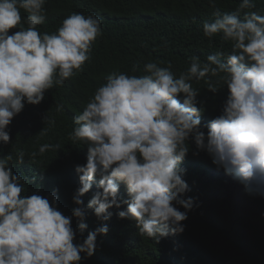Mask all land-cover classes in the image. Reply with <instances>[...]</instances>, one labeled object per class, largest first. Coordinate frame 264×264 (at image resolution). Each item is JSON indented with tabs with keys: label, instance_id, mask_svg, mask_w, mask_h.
<instances>
[{
	"label": "clouds",
	"instance_id": "9594fccd",
	"mask_svg": "<svg viewBox=\"0 0 264 264\" xmlns=\"http://www.w3.org/2000/svg\"><path fill=\"white\" fill-rule=\"evenodd\" d=\"M45 2L0 0V143L5 146L12 142L8 126L25 103L40 104L47 90L83 71L102 32L100 17L73 12L55 32L41 33L37 26L46 20ZM209 3L215 18L203 22V34L209 39L220 34L223 42H231V51H217L206 61L192 56L178 77L170 63L162 67L154 61L144 65V75L112 72L73 116L76 127L69 138L88 146L86 163L75 166L81 186L73 196L77 207L72 216L79 220L80 233L87 228L81 197L96 176L102 191L87 207L98 219L107 221L108 210L123 203L127 207L118 217L134 220L141 237L158 242L183 233L182 221L194 207L193 198H183L189 186L181 167L190 139L197 149L193 155L205 151L248 193L264 196V15L244 12L241 18L243 10L255 7L254 0H241L231 13H221L215 0ZM21 10L27 13L26 28ZM11 29L18 30L10 34ZM137 68L133 65L132 71ZM210 77H219L228 94L205 133L204 108L197 101L200 88L193 82L204 80L215 93L218 87ZM54 148L59 146L42 144L30 160ZM24 159V151H18L15 164ZM11 161L10 153L0 156V264H81L93 256L97 236L107 234V224L74 243L72 217L58 210V197L53 195L50 203L37 193L22 194V174L13 172ZM121 183L128 194L123 201L118 199Z\"/></svg>",
	"mask_w": 264,
	"mask_h": 264
},
{
	"label": "trees",
	"instance_id": "16d2710c",
	"mask_svg": "<svg viewBox=\"0 0 264 264\" xmlns=\"http://www.w3.org/2000/svg\"><path fill=\"white\" fill-rule=\"evenodd\" d=\"M221 13L234 12L241 0H215ZM255 7L240 13L255 11L264 15V0H254ZM46 20L37 28L41 33L55 32L71 13L94 14L101 19V34L92 45L90 59L62 86L54 85L45 92L38 105L25 103L8 131L12 142L0 143V156H13V172L21 173L24 195L37 193L49 198L58 197L57 208L72 217L76 242L87 237L89 231L107 224L106 235L97 236L93 256L82 259L81 264H264V196L248 193L244 186L212 163L205 151H197L190 139V151L182 161L185 169L182 178L189 189L183 198L191 197L194 207L188 211L183 233L170 234L157 242L141 237L134 220L121 219L118 212L127 205L121 203L108 211L110 219L102 221L88 208V201L97 191L99 176L92 188L81 199L86 210L83 233L78 229V218L72 216L77 205L73 196L81 186L77 164L86 163L88 146L73 142L69 134L76 125L73 116L82 112L95 90L106 82L112 72L144 75V65L150 61L165 67L178 77L191 63L192 56L206 61L217 51H231V42H223L220 34L209 39L203 34V22L214 20L209 0H46ZM23 18L27 13L21 10ZM18 29H11L12 32ZM133 65L138 66L133 72ZM223 75V74H221ZM209 79V78H206ZM218 90L209 91L204 80L200 88L198 106H203L201 128L220 115L226 101L228 88L219 77H210ZM63 110L57 112L56 106ZM47 119L45 120V117ZM54 120V124H49ZM42 144L58 145V149L38 154L34 161L30 154ZM23 150L25 159L15 164L17 152ZM54 190H58L54 193ZM118 199H128L126 186L121 183ZM181 211L185 209L177 206ZM83 255V254H82Z\"/></svg>",
	"mask_w": 264,
	"mask_h": 264
}]
</instances>
